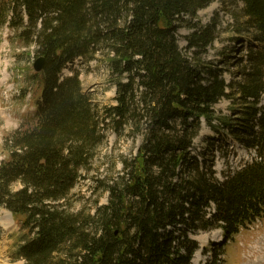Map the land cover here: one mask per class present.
<instances>
[{
  "label": "trees",
  "instance_id": "trees-1",
  "mask_svg": "<svg viewBox=\"0 0 264 264\" xmlns=\"http://www.w3.org/2000/svg\"><path fill=\"white\" fill-rule=\"evenodd\" d=\"M212 1L0 0V29L44 57L42 94L4 138L9 156L0 162V207L25 216L29 238L17 256L27 264H192L198 243L189 233L217 228L226 242L264 216V0H241L262 47L249 52L236 82L243 108L231 126L256 156L219 181L191 153L203 120L230 124L213 106L234 94L232 84L177 39L184 26L192 30L188 49L211 41L215 23L200 25L197 12ZM100 49L116 77V105L106 116L120 127L132 121L143 143L107 186L108 203L74 212L62 201L102 134L79 72L63 70ZM223 253L214 264H226L216 262Z\"/></svg>",
  "mask_w": 264,
  "mask_h": 264
},
{
  "label": "rangeland",
  "instance_id": "rangeland-1",
  "mask_svg": "<svg viewBox=\"0 0 264 264\" xmlns=\"http://www.w3.org/2000/svg\"><path fill=\"white\" fill-rule=\"evenodd\" d=\"M241 0H213L197 12L200 25L215 23L212 39L205 46L187 48L186 37L191 29L180 27L178 45L190 58L218 71L234 93L220 99L214 106L216 116L226 115L230 124L223 125L218 119L211 128L203 120L199 134L194 138L192 154L196 155L213 176L223 181L256 156L255 150L246 147L232 133L236 116L243 108L238 100L236 82L242 79V70L249 52L262 45L254 40V30L246 23ZM35 47L25 46L13 32L3 26L0 29V162L7 160L9 152L3 141L25 118L34 111L35 101L43 90V74L36 77L33 62L37 58ZM109 51L100 49L91 60L81 58L68 63L63 75L79 72L82 90L86 93L98 119L100 144L85 167L63 204L71 211L93 213L98 206L108 203L107 186L118 180L131 168L143 136L128 120L118 125L106 116L105 109L116 105V77L109 68ZM264 109V94L259 105ZM127 165V168H125ZM16 183L13 188H20ZM24 215H13L0 207V264H27L17 256V249L29 238L23 227ZM5 222L7 224H5ZM221 230H197L189 237L198 243L192 257L193 264H214L215 255L226 264H264V216L240 229L228 241H221ZM216 264V263H215Z\"/></svg>",
  "mask_w": 264,
  "mask_h": 264
},
{
  "label": "water",
  "instance_id": "water-1",
  "mask_svg": "<svg viewBox=\"0 0 264 264\" xmlns=\"http://www.w3.org/2000/svg\"><path fill=\"white\" fill-rule=\"evenodd\" d=\"M33 69L35 72H40L44 69V57L38 56L33 62Z\"/></svg>",
  "mask_w": 264,
  "mask_h": 264
},
{
  "label": "bare ground",
  "instance_id": "bare-ground-1",
  "mask_svg": "<svg viewBox=\"0 0 264 264\" xmlns=\"http://www.w3.org/2000/svg\"><path fill=\"white\" fill-rule=\"evenodd\" d=\"M5 224H7V223L5 222Z\"/></svg>",
  "mask_w": 264,
  "mask_h": 264
}]
</instances>
